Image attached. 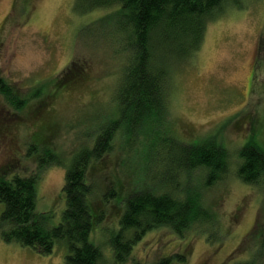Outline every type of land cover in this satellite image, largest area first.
<instances>
[{
	"label": "rangeland",
	"instance_id": "374dc122",
	"mask_svg": "<svg viewBox=\"0 0 264 264\" xmlns=\"http://www.w3.org/2000/svg\"><path fill=\"white\" fill-rule=\"evenodd\" d=\"M110 9L79 14L75 0H0V77L23 95L41 85L54 93L46 114L57 129L48 148L66 159L90 144L93 131L111 120L117 109L113 96L125 56L113 51L111 28L105 29L98 20ZM75 61L84 65L86 80H70L55 89L56 79ZM170 79L167 128L183 144L224 146L230 164L217 182L201 187L209 221L190 226L182 234L169 227L153 229L134 246L133 257L142 264L176 253L185 254V264H264V185L245 184L236 176L238 151L251 142L264 148V0H241L240 6H227L208 25L193 60L175 69ZM37 103L29 100L28 116H21L20 122L18 118L6 120L11 108L0 94V171L21 176L37 173L36 211L50 213L49 225L55 226L65 207L66 167L50 165L39 170L34 157L41 151L28 154L30 137L42 120L31 116ZM163 137L153 135L155 142ZM142 138L140 134L128 143L124 138L115 140L110 161L118 166L117 177L125 183L128 174H135L128 167ZM170 154L160 152L159 157ZM166 170L167 165L158 166L159 174ZM101 174L96 179L104 188L109 175ZM193 175L191 180L197 184L198 175ZM143 181L150 185L148 179ZM108 219L113 221L115 216ZM100 238V231L90 236L91 241ZM63 255L61 247L46 256L0 239V264H63Z\"/></svg>",
	"mask_w": 264,
	"mask_h": 264
},
{
	"label": "trees",
	"instance_id": "16d2710c",
	"mask_svg": "<svg viewBox=\"0 0 264 264\" xmlns=\"http://www.w3.org/2000/svg\"><path fill=\"white\" fill-rule=\"evenodd\" d=\"M240 2L75 0L79 14L111 8V13L98 20L105 29L111 28L108 34L113 51L125 56L113 96L117 109L110 116L111 120L93 131L90 144L83 145L66 159L48 148L57 129L51 116L46 114L54 93L41 85L23 95L0 77V94L11 108L5 113L6 120L18 118L20 122L21 116H28L25 109L29 100L39 102L31 116L33 119L42 117V120L30 137L28 149L31 156L37 149L41 151L34 157L38 169L50 165L66 167L62 187L65 207L55 226L49 225L50 213L36 211L39 175L34 172L21 176L0 171L1 241L29 247L46 256L61 247L63 264H142L132 252L147 232L169 227L182 234L190 226L197 224L198 227L209 221L210 212L204 207L201 187H209L225 175L230 156L224 146L216 143L192 145L175 139L167 128L168 123L170 125V76L175 69L193 60L208 25L227 6H240ZM86 78L84 65L75 61L56 79L54 86L56 89L70 80L83 83ZM155 133L164 135L160 138L162 141L155 142ZM117 134L126 143L131 139L136 141L140 134L143 136L139 140L140 148L130 158L133 165L128 167V171L132 169L135 174H128L126 183L117 177L118 166L110 161ZM164 151L171 154L159 157ZM238 159L237 178L245 184L264 185V148L248 143L238 151ZM160 164L167 165L165 173L159 174ZM152 166L156 169L150 172ZM105 171L109 175L108 183L102 188L96 177ZM148 171L151 176L147 175ZM193 174L198 175L197 184L194 178L191 180ZM147 179L150 185H145L143 180ZM112 215L115 220L109 221ZM97 231L102 238L91 241V234ZM173 261L185 264L186 256L176 253L161 257L153 264H172Z\"/></svg>",
	"mask_w": 264,
	"mask_h": 264
},
{
	"label": "flooded vegetation",
	"instance_id": "af4514ba",
	"mask_svg": "<svg viewBox=\"0 0 264 264\" xmlns=\"http://www.w3.org/2000/svg\"><path fill=\"white\" fill-rule=\"evenodd\" d=\"M255 67H256V66L254 65L253 70H252V71H253V72H252V76H253V74L255 73Z\"/></svg>",
	"mask_w": 264,
	"mask_h": 264
}]
</instances>
